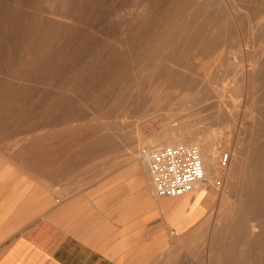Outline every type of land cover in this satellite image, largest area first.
Instances as JSON below:
<instances>
[{
    "label": "rangeland",
    "instance_id": "obj_1",
    "mask_svg": "<svg viewBox=\"0 0 264 264\" xmlns=\"http://www.w3.org/2000/svg\"><path fill=\"white\" fill-rule=\"evenodd\" d=\"M6 2L8 5L5 4ZM36 4H41V8ZM55 6L54 0H0V197L3 195L9 198L15 193L24 198L26 208L33 206V202L38 204V208L40 202L46 203L47 208L42 209L43 214L56 210L58 213L65 212L67 198L80 199L81 203L86 205L96 204L97 199L104 196L107 199H109L108 196L113 198L112 193L105 195L103 189L89 190V187L104 184L97 182V179H111L114 175H140L139 160L141 159H138L137 155L147 149L145 144L147 138L153 135L163 136L169 130L181 127L183 122H188L189 127H193L196 123L195 126L201 129L215 128L216 130L219 125L214 124L213 117L222 112L227 119L229 118V125H220L225 136L224 145L217 156L219 177L214 178L216 182L214 191L209 188L202 190V193L205 192L209 196L203 211H200L202 204L196 210L197 213L202 212V220L200 219L197 228L193 231L176 238L170 235L169 243L164 245L160 254L155 255L150 262V264H216V242L220 241L221 229L219 227L215 232L213 221L216 217L210 209L214 201L223 194H227L232 201L235 200L236 182L228 175L222 176L231 162L233 148H243V145L245 148L251 146V149H254L253 165L258 168V172L255 173L252 170L247 175L251 177L258 174L264 177V171L260 172L261 168L264 169L262 159L264 151H260L264 150L261 144L264 139L262 98L259 91L257 97L256 94L255 98L252 97L249 85L239 79L240 71L244 69L243 60L252 52L254 55L259 52L258 56L261 53L258 35H255L254 44L246 47L252 52L248 50L249 52L230 53L223 63L224 68L223 65L217 66V69L214 67L213 60L218 53L208 50L200 53V61L197 63L190 62L181 66L159 68L143 65L132 71L131 78L121 80L113 59L108 61L107 65L100 60L99 37L80 36L83 37V41L78 36L59 33L60 25L53 23L58 16L51 12ZM45 8L48 9L45 11L43 10ZM69 8L71 9L67 5V11ZM27 13L30 14L27 16L28 19ZM80 14L84 16L83 11ZM207 68L208 71L215 68L211 76H213V83L216 82L208 90L205 84H198L199 79H203V73ZM186 69H188L187 72ZM237 74L238 76L235 77ZM165 76H168L170 80H166ZM226 83H229L230 87ZM202 90L207 92L204 93ZM243 90H245L244 93ZM241 94H245L246 97ZM229 95H232V98ZM220 99L221 102H219ZM215 102L223 103V111L218 110L219 103L216 106ZM64 111L69 112L65 114ZM231 114L234 116L232 117ZM205 119L208 120L205 121ZM199 121L201 123H197ZM256 123L260 127H257ZM235 128L237 129L234 130ZM135 150H138L137 153H134ZM226 155L228 159L224 163L223 159ZM32 174H36V178ZM51 179L54 181L52 182ZM40 184L47 188V193L38 191L39 186H42ZM9 193L11 195H8ZM250 197L248 193H241L238 196L242 203H248ZM109 201L106 204H110ZM245 213L251 220L242 227L232 225L229 234L233 235V238L229 237V240L225 241L235 249L231 251L234 254L231 257L232 261L227 259V255L221 258L223 262L227 261V264H264V237L261 233L264 216L262 199H259L257 205L247 209ZM64 216L60 217L63 222ZM208 217L210 222H203V219ZM242 233L244 237L240 239ZM240 250L244 254L242 260L238 257Z\"/></svg>",
    "mask_w": 264,
    "mask_h": 264
},
{
    "label": "bare ground",
    "instance_id": "obj_2",
    "mask_svg": "<svg viewBox=\"0 0 264 264\" xmlns=\"http://www.w3.org/2000/svg\"><path fill=\"white\" fill-rule=\"evenodd\" d=\"M42 1H44V0H42ZM54 1L56 2V6H55L54 10H51V12L54 13L55 15H57L58 17L55 18L54 20L53 19L52 20H53V23L56 22L60 25L61 29H59V33L63 32V34L66 33L67 35L70 34V35H74V36H78V37H80V36L99 37L100 38V45H99L100 60L106 64L108 61L113 59V61H115V63H116V66L118 68V73H119V75H118V73L116 75H118L121 80H124V79L128 80L129 77L131 78L130 75H132V71H134L135 68L141 67L143 65L148 66V67L151 66L152 68H159L161 66H163V67L164 66H170L171 67L173 65L174 66L175 65L181 66V65L188 64L190 62L197 63L200 61V56H201L200 53L207 52L208 50H214L215 52L218 53L216 58L213 60L214 67H216V69H217V66L220 67L221 65H223V63L225 62V59H227V57H229L230 53H232V52L242 53L243 51L246 52L248 50H251L249 48L247 49L246 47L250 46L251 44H254V42L256 41L255 35H258V37L257 36L256 37H257V39L258 38L260 39L259 41H260L261 53L259 56L257 55L259 52L256 53V55H254L252 50H251V52H252L251 55H249L247 53L249 56H248V58L243 60L244 64L243 63H242L243 65L241 64L244 67V69H242L240 71L239 79H241L243 81V83H245L246 85L247 84L249 85L252 97H254L255 94L257 97L259 94V93L257 94V92L258 91L260 92V95L262 98V102H261L262 103L261 115H262V119H263V127L262 128H264V0H54ZM15 3H17V2H15ZM5 4H7V2ZM37 4H36V6H39L41 8V6H40L41 4L40 5H37ZM42 4H44V3H42ZM25 5H27V4H25ZM67 5L71 7V9L69 8V11H67ZM30 7H31V5H30ZM6 9H7V7H6ZM6 9H5V11H6ZM47 9L45 8L43 10L46 11ZM81 11L84 12V16H81V14H80ZM41 12H39V13H41ZM29 13H27L26 18H27ZM43 13H44V11H43ZM37 16H39V15H37ZM40 18H41V14H40ZM54 25H56V24H54ZM59 25H58V28H59ZM256 32H257V34H256ZM54 33H55V31H54ZM48 34H51V33H48ZM45 36H46V34H45ZM47 36H51V35H47ZM53 36H54V34H53ZM63 38H66V37H63ZM80 39L83 40V37L82 38L80 37ZM60 42L61 41L59 40V43ZM40 44H41V42H40ZM69 44H71V43H69ZM75 44H76V42H75ZM42 46H43V44H42ZM64 46H65V44H64ZM252 49H254V48H252ZM245 52H244V54H245ZM113 61H111V62H113ZM58 64H60V63H58ZM99 64H101V63H99ZM109 64H110V62H109ZM237 65H236V67H237ZM75 67H76V65H75ZM75 67H74V70H75ZM222 67L224 68V65ZM222 67L220 69H222ZM243 67H241V68H243ZM182 68H183V66H182ZM166 69H167V67H166ZM225 69H223V70H225ZM146 70H148V69H146ZM187 70L188 69H186V72H187ZM200 70L202 72V69H200ZM212 70H215V68H211V70H209V71L207 68V70L205 72L203 71L204 72L203 73V79H199L200 82L198 81V84H205L207 90L211 89V85L216 83V82L213 83V81H212V79H213L212 78L213 76H211ZM167 71H168V69H167ZM102 72H104V70ZM155 72H156V70H155ZM232 72H233V70H232ZM165 73H167V72H165ZM184 73L185 72H183V74ZM234 73H236V71H234ZM146 74H147V72H146ZM15 76H16V74H15ZM237 76H238V74L235 77H237ZM191 78H192V76H191ZM199 78H200V76H199ZM218 78H219V76H218ZM91 79H93V78H91ZM230 79H232V77ZM259 79H260V81H258ZM166 80H170V78H167ZM235 81H236V79H235ZM89 82H90V80H89ZM11 83H12V81H11ZM233 83H234V80H233ZM239 83H241V82H239ZM228 84H227V86L230 85V84L229 85ZM223 85H225V84H223ZM223 88H225V87H223ZM234 89H233V91H235ZM207 90H206V92H207ZM202 91H204V93H206L205 90H202ZM225 91L227 94V88ZM229 91H230V89H229ZM244 91L245 90H243V93H244ZM213 92H214V90L212 91V93ZM189 93H191V92H189ZM247 93H248V91H247ZM72 94H73V92H72ZM210 95H211V93H210ZM244 95L245 94H243L242 96H244ZM236 96H237V91H236L235 97ZM185 97H187V95ZM245 97H246V95H245ZM200 98H201V96H200ZM252 99H251V101H254ZM256 100L258 101V98ZM245 101H246V99H245ZM219 102H221V99L219 100ZM219 102H215V105L218 104ZM248 102H249V100H248ZM249 105H250V103H249ZM38 107H40V105ZM218 107H219V109H218L219 111H223V109H224L223 103H219ZM237 109H239V108H237ZM227 110H228V108H227ZM26 112H28V111H26ZM48 113H50V112H48ZM64 113H65V111H64ZM67 113H65V114H67ZM220 113H219V115L216 113L217 115L214 117L212 116L214 118V119L213 118L212 119L215 121L214 124L219 125V128H217L216 130H215V128L201 129L200 127L195 126L196 123L193 125V127H189L188 122H185V123L183 122V124L181 122L182 125L178 129H171L166 134H164L163 136H160V135L154 136L153 135L152 137H149V138H147V140H145L146 141L145 144L147 146V149L145 150V152L144 151L142 152L143 154L140 153V155H137V158L141 159V161L139 160L140 168H141L140 172L147 179V183H148L147 186L149 189L148 191H152L151 193H153L155 195L153 197H159V196H157L155 194V191H154L155 190L154 189V182H153V179L151 177V173H150L149 166H148V154L151 151L158 149V147H156L158 145H161V146L196 145V146H198L200 151H201L202 161L204 163L205 175H204L203 179H201L197 183H195L192 191L187 192L185 194L186 195H192V194L197 193L198 191H200L203 188H205V189L209 188L212 191H214V186L216 185L214 178L217 176L219 177V167L217 165V156L220 153L219 152L220 148L222 147V145H224L223 139L225 136V134H224L225 132H224L223 128L220 127V125H224V124L229 125V120H228L229 118L227 119V117L222 112H220ZM252 113L253 112H251V114ZM228 114H230V113H228ZM231 116H232V114H231ZM125 117L127 118V116H125ZM210 118H209V120L211 122ZM235 118H237V117L235 116ZM255 119H253V120H255ZM90 120H91V118H90ZM206 120H208V119H205V121ZM20 121H21V119H20ZM201 121H204V120H201ZM197 123H201V122L199 121ZM42 124H44V123H42ZM256 124L258 127L259 124L258 123H256ZM56 125H57V123H56ZM234 125H235V123H234ZM51 127H52V125H51ZM61 128H63V127H61ZM251 128H252V126H251ZM251 128H249V130ZM39 129H40V127H39ZM39 129H37V130H39ZM236 129L237 128H235L234 130H236ZM237 132H238V130H237ZM246 132H245V134H246ZM235 134H237V133H235ZM144 137H146V136H144ZM250 137H251V135H250ZM238 141L240 142V140H238ZM234 143H235V141L233 142V144ZM261 144H263L262 148L264 149V139L262 140ZM130 151H131V149H130ZM137 151L138 150H135L134 153H137ZM260 151L262 152L264 150H260ZM253 152H254V149H251V146H249L248 148H245L243 145V148H240V147L239 148H233V150L231 152L232 153L231 154L232 155L231 162L227 166V170L224 171L222 176L224 177V175L225 176L228 175L229 177H232L234 179V181L236 182L237 188L235 191V200L232 201L231 199H229V196L227 194H223L220 196V198L218 200L214 201V203L210 209L211 211H213L212 214H214V217H216V218H214V221H213V225H214L213 228L215 229V232L217 231V228L220 227V229H221L220 241L216 242V258H215L216 264H227V261L223 262L221 257H223V255H227V259L231 260L232 259L231 257L234 255V254H232L231 251H235V249L232 248L229 245V243L225 242L226 239L229 240V237L231 239L233 238V235L231 236V234H229L230 227L232 225L233 226L237 225V227H239V226L242 227L245 224H247V222L250 221L251 219L246 217L245 212L247 209L249 210V208L255 207L257 205L259 199H262V204L264 207V177L259 175L261 177L260 178L258 176V174L256 176H251V177H249L247 175V173L249 171H252V170H254L255 173H256V171L258 172V168L257 167L255 168L253 165V160H254L253 159L254 157L252 156ZM3 158L5 159V157H3ZM57 158H59V157H57ZM262 159H263V164H264V155L262 156ZM33 169H35V168H33ZM263 171H264V169L261 168L260 172L263 173ZM32 175H34V174H32ZM35 175H34V177H35ZM40 175H42V174H40ZM40 177H42V176H40ZM56 178H55V180H56ZM45 180H46V178H45ZM51 181H52V179H51ZM51 181H49V182H51ZM42 183H43V181H42ZM40 185H42V184H40ZM46 189L42 185V186H39L38 191L42 192V193H47ZM241 193H248L251 195L250 201L248 203H242L240 198H238V196H240ZM178 196H180V195H178ZM174 198H178V197L177 196L171 197V200H175ZM47 204H49V201H47ZM39 207L41 209L45 208L46 203L43 204L42 202H40ZM204 207H205V205H203V207L200 209V211H203ZM53 208H55V206ZM254 210H256V209H254ZM200 211L197 213V215L201 216L202 212L200 213ZM216 211H218V212H216ZM255 217H256V215L254 216V218ZM209 220H210V217L206 218L205 220L203 219V222L209 223L210 222ZM252 220H254V219H252ZM63 223H65V222H63ZM253 227L254 226H252V230L254 229ZM255 232L256 231L254 229L253 233H255ZM261 233L263 234V237H264V216H263V220L261 223ZM243 237H244V234L242 233L240 239ZM235 243H237V242H235ZM235 243L233 245H235ZM241 246H243V245H241ZM241 250H240V254H238L239 255L238 257L242 260L244 254L241 252ZM254 256L255 255H253V258H255ZM236 258H237V256H236ZM223 259H226V258H223ZM233 262H235V261H233ZM234 264H236V263H234Z\"/></svg>",
    "mask_w": 264,
    "mask_h": 264
},
{
    "label": "crops",
    "instance_id": "obj_3",
    "mask_svg": "<svg viewBox=\"0 0 264 264\" xmlns=\"http://www.w3.org/2000/svg\"><path fill=\"white\" fill-rule=\"evenodd\" d=\"M96 181L104 184L89 190L100 188L113 198L104 196L91 205L67 198L65 212L59 213L43 214L34 202L26 208L15 193L2 195L0 264H150L170 235L197 228L202 216L196 210L209 198L203 189L175 200L153 197L141 174Z\"/></svg>",
    "mask_w": 264,
    "mask_h": 264
},
{
    "label": "built area",
    "instance_id": "obj_4",
    "mask_svg": "<svg viewBox=\"0 0 264 264\" xmlns=\"http://www.w3.org/2000/svg\"><path fill=\"white\" fill-rule=\"evenodd\" d=\"M227 159L226 155L224 163ZM148 166L159 197H175L190 192L205 175L201 151L196 145L164 146L151 151Z\"/></svg>",
    "mask_w": 264,
    "mask_h": 264
}]
</instances>
